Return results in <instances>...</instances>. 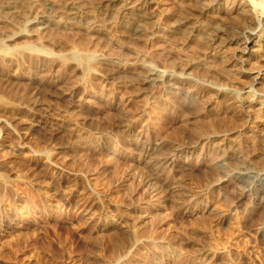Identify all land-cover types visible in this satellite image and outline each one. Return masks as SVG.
<instances>
[{
  "label": "rangeland",
  "instance_id": "1",
  "mask_svg": "<svg viewBox=\"0 0 264 264\" xmlns=\"http://www.w3.org/2000/svg\"><path fill=\"white\" fill-rule=\"evenodd\" d=\"M156 1L141 37L0 23V264H264V136L236 102L264 100V65L224 43L255 20L245 0ZM72 2L125 1L51 0ZM199 7L218 47L169 30Z\"/></svg>",
  "mask_w": 264,
  "mask_h": 264
},
{
  "label": "bare ground",
  "instance_id": "2",
  "mask_svg": "<svg viewBox=\"0 0 264 264\" xmlns=\"http://www.w3.org/2000/svg\"><path fill=\"white\" fill-rule=\"evenodd\" d=\"M30 1L34 2L38 0H30ZM124 1L125 2H123L124 4L121 10L119 11L113 12L106 10L103 11V13H101L100 15H94L93 13L90 14L83 11L78 6L73 4V2L70 3L65 9H59L51 3V0H45V4L43 6H38L33 3H30V5L19 4V0H0V23L11 24V23H15L17 19H21V24L23 28L31 27L42 33L47 31L50 25L53 24L55 25L56 23L59 24L61 23L63 26L64 25L69 26L74 23L76 24V22L78 23L90 22L91 26L94 28L95 21L98 19L104 20L107 23L116 24L119 25L120 27L127 28L130 31H132L134 34H137L139 36L140 35L144 36L147 32H150L151 30L155 29L154 26L156 24L154 23V21L152 22V18L149 17L150 15L147 16L142 11L150 4L154 3V1L155 2H160V1H156V0H124ZM173 1L175 2L178 1L179 3H182L186 0H173ZM187 1H192L195 3L197 2L196 4L200 3L201 6L204 7L206 5V4L204 5V2L202 3L201 0L200 1L187 0ZM211 1L218 2V0H211ZM242 6L246 9L245 17L246 18L252 17L255 20L254 24H256V27L251 31L243 30L241 31V33L238 34V36H233L232 38L226 39L227 43L224 41L225 46H229L236 43L237 45H239L240 48L239 51L241 55H243L246 58H256L258 59V61L262 63V65H264V0H245ZM193 8L196 7L193 6ZM201 9L202 8H200L199 11L198 9H196L198 11V12L196 11L198 14L197 17L198 19L192 20L188 17H181L179 20H177L176 24L173 27H171L169 30L174 33L175 32L183 33L188 38H197V39L199 38L202 41L204 40L205 42L208 43V45H211V47H218L220 43L218 42L216 43L215 40L212 39L210 40V38H208V34L206 33V31L201 27L202 24L199 22L200 19L203 18L204 14L207 13L206 12L207 10L216 12L218 9L216 8L213 10L209 7H207V9L205 8L204 10ZM22 31L14 33L10 37H6V39L9 41L14 40L20 37L21 35H23ZM220 31L222 32V30ZM151 72L153 74L155 71L152 70ZM257 73H259V71H257ZM149 74L151 75V73ZM159 77H161V75ZM146 78L147 77L144 78L145 82H147ZM154 78L152 76L151 80L155 81L157 79V77L155 79ZM255 80H257V78H255ZM250 91L251 92H249V95L251 96L248 99L244 98L243 100L241 99L242 101L241 100L236 101L238 102L239 105L238 113L241 116L243 115L247 118L261 122L262 129H260V133L261 135L264 136V120H260L259 117L256 115L257 112L264 113V100L263 101L260 100L259 102H256L258 100L256 97H260L261 95H259L252 88ZM241 95H239V97ZM59 154H61L60 151ZM44 166H46L47 170L49 169L50 174L53 178L58 177L59 179L60 178L66 179V177H68L64 174V172L61 170L59 166L56 165H44ZM0 181L4 182L3 176L1 174H0Z\"/></svg>",
  "mask_w": 264,
  "mask_h": 264
}]
</instances>
